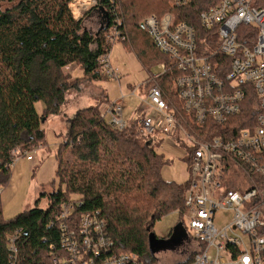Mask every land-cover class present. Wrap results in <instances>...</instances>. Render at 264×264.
<instances>
[{
  "label": "trees",
  "instance_id": "obj_1",
  "mask_svg": "<svg viewBox=\"0 0 264 264\" xmlns=\"http://www.w3.org/2000/svg\"><path fill=\"white\" fill-rule=\"evenodd\" d=\"M74 1L0 0L2 188L12 175L14 150L19 148L24 153L46 144L41 124L61 112L67 92L79 88L81 80L109 79L101 58L111 49L106 34L112 27L117 26V40L123 38L149 68L169 58L141 25L143 18L172 10L179 20L195 25L199 34L204 32L200 13L218 0H190L181 8L175 7L174 0H96L105 13L96 33L83 26V18L75 17L70 6ZM117 2L123 23L116 18ZM71 64L80 66L81 77H73L66 70ZM156 79L172 93V77ZM96 98V104L79 107L67 120L68 130L55 154L60 186L56 188L54 181L53 185L43 186L35 205L12 218L4 217L0 205V264H51L53 256L63 250L60 211L70 201L78 202L71 220L82 214H96L105 220L115 251L134 252L145 264H159L149 232L161 217L183 214L190 180H165L161 174L164 155L157 153L136 119L124 127L113 125L103 115L114 105L106 90L101 89ZM38 101L44 102L42 113L36 109ZM104 101L109 105L102 110ZM246 105L225 123L208 120L205 125H195L190 119L180 123L205 139L222 132L234 136L256 115ZM42 197L47 198L45 208L40 206ZM186 257L176 264H187L193 255L189 252Z\"/></svg>",
  "mask_w": 264,
  "mask_h": 264
},
{
  "label": "built area",
  "instance_id": "obj_2",
  "mask_svg": "<svg viewBox=\"0 0 264 264\" xmlns=\"http://www.w3.org/2000/svg\"><path fill=\"white\" fill-rule=\"evenodd\" d=\"M199 22L204 32L198 34L172 10L143 18L141 25L169 58L156 64L152 80L172 77L173 83L171 94L153 86L148 95L153 113L135 119L143 134L181 132L186 138L191 175L180 223L193 255L187 264H264V0H218L200 13ZM118 37L117 26L106 34L112 43ZM101 63L109 78L119 77L108 55ZM124 99L103 111L120 127L126 123ZM245 105L256 115L234 136L222 132L205 139L180 123H225ZM32 152L16 148L14 162L31 159ZM77 204L61 208L63 250L51 264H145L137 253L114 250L105 220L96 214L71 220ZM222 210L231 217L220 227L215 220Z\"/></svg>",
  "mask_w": 264,
  "mask_h": 264
},
{
  "label": "rangeland",
  "instance_id": "obj_3",
  "mask_svg": "<svg viewBox=\"0 0 264 264\" xmlns=\"http://www.w3.org/2000/svg\"><path fill=\"white\" fill-rule=\"evenodd\" d=\"M96 4H94L95 6L92 5L89 8V11L98 7ZM83 5L86 7L89 6L84 3H81L79 7L74 4L72 5V11L74 15H78L76 12L79 10L78 8L82 7ZM86 7H83V9ZM116 8L117 21L123 23L124 18L122 17V11L119 2H117ZM85 12L83 10L79 13H82L84 16L86 14ZM104 20L105 13L100 10L95 13L94 16L88 18L85 24L91 28L90 30L92 33H96L98 32L99 25L101 26ZM122 37H124V35H121V38ZM124 38H127V36ZM107 55L109 56L111 67L116 68L119 72V77H110L109 79L100 81H90L86 79L81 80L79 83L81 87L80 90V87L71 88L69 92H67V100L62 107L61 112L58 115H52L50 118L44 120L41 126L45 129V140L47 144H45V147L38 146L34 152H32L31 155L34 158L31 161L28 160L29 164L26 165L25 172L20 178V186L15 190V192L12 191L9 193L8 197L2 200L0 203L2 214L5 218L15 217L22 210L31 208L33 205H35L37 200L36 198L39 196V191L43 186H46L47 184H55L56 188L60 186V181L56 176L55 170V154L63 138L62 136L58 137L54 133L53 126H63L66 124L65 117H69L67 113L72 115L71 109L74 106L78 105L84 107L86 105L96 104L97 93L101 89H105L107 92V98L112 103L123 97L125 98L124 102L122 103V119L125 122H129V120L135 119L137 117H143V115L149 116L153 113V108L150 106L151 98L148 95L153 86H156V84L160 85L158 80H152L153 78L151 75L159 72V68L154 65L150 66L149 68L145 67L138 59L137 54L125 45L123 38L115 40L112 43L111 49ZM66 70H69L73 77L82 76V70L77 64H71V66L66 67ZM71 91L74 93L76 91H81L83 96H81L77 101L78 98H76L74 94H71ZM108 105L109 103L104 101L100 108L104 110L108 107ZM43 108V101L36 102V109L39 113H42ZM146 136L148 139H150L151 144L156 148L157 153L164 155V164L161 166L162 177L167 181H188L191 175V166L187 160L189 153L186 149L187 146L185 136L181 134V132H177L172 137L171 135L162 131ZM46 205L47 198L42 197L40 206L45 208ZM230 217L231 212L223 210L218 211L215 222L221 227V225H224L227 223V221H229ZM183 220H185L184 215L174 212L167 214L155 221L153 230L155 231L156 235L160 238H167L169 243L162 244L160 247L161 249H159L156 253V256L159 259V264H176V262H182L190 252L188 251L189 247L187 246L186 242H184L183 238H179L175 231L177 224H180V222ZM244 237L245 239L248 238L247 235ZM172 239L174 240L172 241Z\"/></svg>",
  "mask_w": 264,
  "mask_h": 264
},
{
  "label": "crops",
  "instance_id": "obj_4",
  "mask_svg": "<svg viewBox=\"0 0 264 264\" xmlns=\"http://www.w3.org/2000/svg\"><path fill=\"white\" fill-rule=\"evenodd\" d=\"M81 3L83 4H86V5H89L88 7H86L85 5H83L82 7L78 8L79 10L76 12L78 13V15H75L76 18H83V26L87 27L89 30L91 29L90 27H88V25H86L85 23L87 22L86 20L92 16H94L95 13H97L98 11H100L101 9L99 7H96L94 9H91L89 11V8L96 4V0H76L75 2L71 3V9L72 8V5H77V7H79L81 5ZM95 6V5H94ZM83 7H86L85 9H83ZM84 10H86V14L83 16L82 13H79V12H82ZM88 10V11H87ZM90 16V17H89ZM86 19V20H84ZM100 26V25H99ZM81 89V87L79 88V90ZM71 94H74L76 96L77 101L80 99L82 95V92L81 91H76L75 93L71 91ZM72 96V95H71ZM70 97V95H69ZM82 102V101H81ZM81 106H74L72 109H71V112H72V115L68 114L67 115L69 116L68 118H72V116L75 114V111ZM50 118V117H49ZM68 118L65 117V120H66V124H64L63 126H56L54 127L53 126V129H54V133L59 137V136H62L63 138V135L67 132L68 130V127H67V123H68ZM46 142V140H45ZM47 144V142H46ZM41 147H45V145L41 146ZM40 147V148H41ZM27 158V157H26ZM25 157H21L19 159H17V161H15L12 165V168H11V171H12V175H11V178H10V181L8 182V184L3 187V191H2V194L0 196V203L2 202V200L6 199L9 195V193H11L12 191L15 192L16 189H18V187L20 186V178L21 176L24 174L25 172V167L28 163V160H32L34 157L32 156L31 159H26ZM57 163V161H56ZM41 189V188H40ZM40 192V191H39Z\"/></svg>",
  "mask_w": 264,
  "mask_h": 264
},
{
  "label": "water",
  "instance_id": "obj_5",
  "mask_svg": "<svg viewBox=\"0 0 264 264\" xmlns=\"http://www.w3.org/2000/svg\"><path fill=\"white\" fill-rule=\"evenodd\" d=\"M108 26V24H106L105 25V27H107ZM150 229V228H149ZM175 231H176V233L178 234V237L179 238H184L185 237V231H184V229H183V227H182V225H181V223L180 224H177V226H176V228H175ZM148 238H149V240H150V243L152 244V246H153V250H152V252L153 253H157V251L159 250V249H161L160 247H161V245L162 244H167L168 242H167V240L164 238V237H158L157 235H156V233H155V231L154 230H150V232H149V235H148ZM169 244V243H168Z\"/></svg>",
  "mask_w": 264,
  "mask_h": 264
},
{
  "label": "flooded vegetation",
  "instance_id": "obj_6",
  "mask_svg": "<svg viewBox=\"0 0 264 264\" xmlns=\"http://www.w3.org/2000/svg\"><path fill=\"white\" fill-rule=\"evenodd\" d=\"M166 240H167V242H168V239L167 238H165ZM174 239H172V241H173Z\"/></svg>",
  "mask_w": 264,
  "mask_h": 264
}]
</instances>
